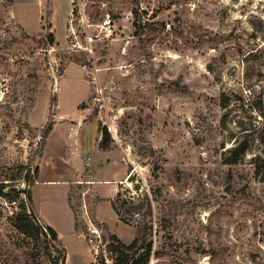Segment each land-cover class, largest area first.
I'll return each instance as SVG.
<instances>
[{
    "label": "rangeland",
    "instance_id": "rangeland-1",
    "mask_svg": "<svg viewBox=\"0 0 264 264\" xmlns=\"http://www.w3.org/2000/svg\"><path fill=\"white\" fill-rule=\"evenodd\" d=\"M53 1L0 0V264H52L45 223L62 234L64 264H93L90 224L112 264L111 239L130 245L146 224L166 253L150 264H264V0H74L69 21ZM53 7L61 47L48 44ZM106 16L116 34L94 58L68 50L72 19L83 39ZM49 119L76 135L58 124L44 138ZM28 191L45 222L35 210L31 237L15 226L31 214ZM119 193L144 208L127 224Z\"/></svg>",
    "mask_w": 264,
    "mask_h": 264
},
{
    "label": "trees",
    "instance_id": "trees-1",
    "mask_svg": "<svg viewBox=\"0 0 264 264\" xmlns=\"http://www.w3.org/2000/svg\"><path fill=\"white\" fill-rule=\"evenodd\" d=\"M133 14L135 16L134 24H138L137 21L139 19V11L134 10ZM141 27V25L139 24ZM137 34V32H136ZM48 44L53 47L57 44L56 38L53 34L49 35V42ZM73 61V60H71ZM54 122L51 121V119L48 120V125L45 127L43 131V136L46 138L48 134L51 132L53 128ZM103 139V145L102 147L106 146L107 142L109 141L110 135L106 128L101 130ZM250 148L249 141L247 139L239 142L237 145L232 147L228 150L229 157L227 158V164L230 165H236L238 164L246 155ZM257 165L256 174H260L264 172V159L262 157H256L254 159ZM36 173L39 174V164L36 167ZM264 174V173H263ZM27 197L29 199L30 204L32 205V197L31 192H26ZM148 200V196L146 197ZM112 207L116 214L120 217V219L124 223H129V219L127 216L133 217V216H141L142 212L144 210L143 206L140 204H135L133 199H123L122 195L119 193L117 200H114L112 203ZM149 209L144 213L145 216L152 215V208L151 205L148 207ZM31 214L30 216L25 215H18L17 223L15 224L16 229L20 231V233H23L28 236H32L30 231V225L32 224L29 219L30 217L34 219L35 221L38 220L37 214L35 213V210L33 208V205L31 206ZM16 218V219H17ZM28 221V223H26ZM33 226V225H32ZM41 228V227H40ZM40 228L37 232L42 233L40 231ZM43 228L44 236L46 237V241H49L48 238H50V241L53 243L51 248H49V251H47L46 255L49 258H53L52 264H59L60 261L66 263L67 258V252L63 247L61 246V240L57 234V232L50 226H45ZM153 225L146 224L143 228L138 229L136 238L133 240V242L130 245L125 244L122 242L119 238L113 237L111 239V243L109 244V252L111 254V259H113V264H150L153 257L156 258H162L166 255V253L162 250H156L154 248V242L152 240V233H153ZM57 253L58 256L54 257L53 253ZM100 264H106L105 260H101Z\"/></svg>",
    "mask_w": 264,
    "mask_h": 264
},
{
    "label": "built area",
    "instance_id": "built-area-1",
    "mask_svg": "<svg viewBox=\"0 0 264 264\" xmlns=\"http://www.w3.org/2000/svg\"><path fill=\"white\" fill-rule=\"evenodd\" d=\"M82 10V9H81ZM82 17H84V14H82ZM82 21H86V27L90 28L91 25H89L88 20L82 19ZM68 50L70 52L74 53H83L86 55H91L92 58L95 57V44L96 41L102 39V38H112L116 34L115 29V23L114 20L110 16H106L102 19L101 23H99L96 27V33L90 34L86 32L83 39H81V35L79 34V30L77 26L74 24V20L72 19L70 21V26L68 29ZM83 68L87 71V77L91 84L95 86L96 88L100 85V68H98L95 64L91 63L86 64L83 66ZM89 232V238L87 239L89 241V244L92 246V250L95 253V261L93 264H100L101 259L99 258L100 252H103L104 254H107V249H102L104 246V239L101 235L100 231L97 228H93V225H89L88 227ZM109 244V243H108ZM109 245H107L108 248ZM100 259L99 261H97ZM106 264H112L108 260H105Z\"/></svg>",
    "mask_w": 264,
    "mask_h": 264
},
{
    "label": "crops",
    "instance_id": "crops-1",
    "mask_svg": "<svg viewBox=\"0 0 264 264\" xmlns=\"http://www.w3.org/2000/svg\"><path fill=\"white\" fill-rule=\"evenodd\" d=\"M66 1V7H68V9H67V20L69 21V18L71 17V15H72V5H73V2H74V0H65ZM13 2H14V0H13ZM48 2H49V4H50V2H52V5H54V1L53 0H48ZM69 5H70V8H69ZM52 7V6H51ZM54 7H55V5H54ZM54 7H53V9H51L52 11V13L50 12V14H52L51 16V20L53 21L52 22V29L54 30V33H55V36L58 34L57 33V25L55 24V19H54V16H55V10H54ZM49 10H50V7H49ZM54 19V20H53ZM56 42H57V44H56V46L58 45V46H62V44H61V42H60V37H59V34L57 35V37H56ZM66 70V69H65ZM64 70V71H65ZM54 122V128H56V127H59V125L58 124H60L59 123V121H57V120H54L53 121ZM61 126H69L70 128H71V130H70V134L68 135L70 138H71V134H72V136H75L76 135V131L74 132V130L73 129H75L74 128V126L75 125H72L71 123L69 124V123H65V125H63V124H60ZM72 140L73 139H71V140H69L68 142H72ZM67 142V141H66ZM99 142H100V138H99V140H98V144H99ZM74 144H75V142H74ZM41 157L42 156H40V159H41ZM40 161V160H39ZM85 168L87 169L88 168V165H86L85 164ZM39 171H40V166H39ZM39 175V174H38ZM37 181V180H36ZM56 180H51V179H49V180H45V181H43V183H48V184H50V183H52V182H55ZM123 180H116V181H110V180H108L107 182H116V183H120V182H122ZM67 182V181H66ZM86 182V180H82V179H80V178H76L75 179V181H74V185H77V186H80V185H83L84 183ZM89 185V184H88ZM90 185H92V184H90ZM91 187V186H90ZM93 198V197H92ZM33 202V201H32ZM69 202H70V205H71V201H70V198H69ZM34 208H35V206H34ZM34 210H36V208L34 209ZM36 213L38 214V216H39V218L42 220V218H41V212H38L37 210H36ZM43 221V220H42ZM44 222V221H43ZM45 223V222H44ZM46 225H48V226H50V227H52L56 232H57V234H58V236H59V238H60V240H61V242L63 243V241H62V234L59 232V231H57L52 225H50V224H47V223H45ZM77 229H80L79 227L77 228ZM64 245V244H63ZM66 260H67V258H66ZM93 261H92V263L95 261V257L93 256V259H92Z\"/></svg>",
    "mask_w": 264,
    "mask_h": 264
}]
</instances>
